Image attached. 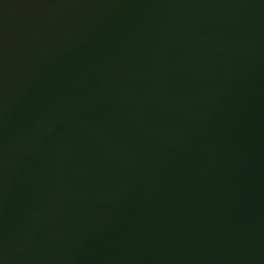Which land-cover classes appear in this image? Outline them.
<instances>
[{
	"label": "water",
	"instance_id": "water-1",
	"mask_svg": "<svg viewBox=\"0 0 264 264\" xmlns=\"http://www.w3.org/2000/svg\"><path fill=\"white\" fill-rule=\"evenodd\" d=\"M0 264H264V0H0Z\"/></svg>",
	"mask_w": 264,
	"mask_h": 264
}]
</instances>
